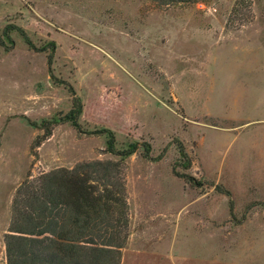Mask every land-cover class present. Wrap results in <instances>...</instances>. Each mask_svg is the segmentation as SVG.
<instances>
[{
	"label": "rangeland",
	"instance_id": "rangeland-1",
	"mask_svg": "<svg viewBox=\"0 0 264 264\" xmlns=\"http://www.w3.org/2000/svg\"><path fill=\"white\" fill-rule=\"evenodd\" d=\"M101 129L139 145L118 264H264V0H0V264L25 180L118 162Z\"/></svg>",
	"mask_w": 264,
	"mask_h": 264
},
{
	"label": "trees",
	"instance_id": "trees-1",
	"mask_svg": "<svg viewBox=\"0 0 264 264\" xmlns=\"http://www.w3.org/2000/svg\"><path fill=\"white\" fill-rule=\"evenodd\" d=\"M153 1L168 5L183 0ZM80 114V101L76 99L72 110L53 122L69 123L82 133ZM44 125L51 123L42 122ZM86 134H105L106 150L117 156L118 162L81 163L25 180L12 203L9 231L16 234L5 236L9 264H118L128 225L120 166L139 145L132 143L118 150L111 131ZM143 147L149 151L145 143ZM180 154L185 156L182 148Z\"/></svg>",
	"mask_w": 264,
	"mask_h": 264
}]
</instances>
